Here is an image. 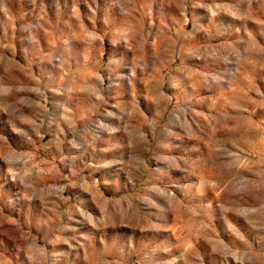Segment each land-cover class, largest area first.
Segmentation results:
<instances>
[{"label":"rangeland","instance_id":"rangeland-1","mask_svg":"<svg viewBox=\"0 0 264 264\" xmlns=\"http://www.w3.org/2000/svg\"><path fill=\"white\" fill-rule=\"evenodd\" d=\"M0 264H264V0H0Z\"/></svg>","mask_w":264,"mask_h":264}]
</instances>
